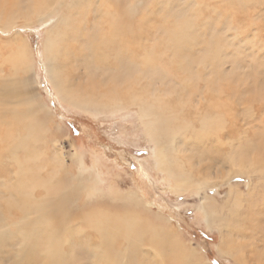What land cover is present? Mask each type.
<instances>
[{
    "label": "rangeland",
    "instance_id": "1",
    "mask_svg": "<svg viewBox=\"0 0 264 264\" xmlns=\"http://www.w3.org/2000/svg\"><path fill=\"white\" fill-rule=\"evenodd\" d=\"M69 1L71 0L67 2ZM89 1L84 5H88ZM131 1L137 6L131 17L133 26L143 28L144 23L140 20L145 16L146 19H158L162 26L153 36L149 32L152 36L150 40H118L120 57L124 58L129 49L132 51L130 70L123 62L117 69L118 97L120 102L128 99L123 103L126 107L120 112H109L97 104L95 108L100 114L91 115L71 105L94 100L106 102L105 97L111 96L108 82L98 81L99 77L92 69V55L80 56L86 48H95L99 44L97 35L101 30L98 23L87 36L63 40L64 36L61 37L62 41L57 40L61 41L59 45L65 41L70 48L78 50L77 55L67 58L68 61L64 64L70 69L71 63L72 73L83 75V78L73 80L70 84L60 78L66 94L64 96L58 93L51 76L47 75L49 67L43 65V42L47 33L58 23L62 7L51 13V20L26 25L18 22L10 30L0 28V64L22 44L27 47L35 68L29 80L30 86L26 89V96H36L39 100L38 107L48 113L42 126V134L33 138H30L22 127L25 122L11 125L8 118L1 119L5 126H0V189L15 194L16 188L7 182L15 173L21 178L38 172L44 163L40 160L41 156L46 160L62 158L64 163L70 165L71 172L76 173L77 166L72 164V159L73 156L80 155L83 156L85 166L89 167L88 177L100 174L101 200L107 202L120 193L131 195L146 204L151 209L149 217L160 215L168 225L171 237L180 249L190 254L192 262L200 264L201 260L202 264H245L238 263L239 259H236L235 255L247 256L246 250L240 246L241 242H245L242 234L246 230L243 223L246 209L254 203V193L264 196V181H253L258 168L262 170V174L264 168L263 144L262 147L255 144V133L264 126V0ZM173 1L177 2L174 10L182 14L178 19L184 17L186 20H195L197 26L195 29L192 27L194 37L185 44L184 55L168 64L174 57L176 47L173 46L174 40L161 39L171 33L178 22L176 16L170 13H165L171 15L169 18L161 20L163 13L160 10L166 5L174 4ZM152 12L159 13L150 16ZM89 21L91 19H88ZM74 22L75 17L65 26H72ZM104 25L106 29L107 25ZM60 35L63 36L62 33ZM5 42L19 45L5 48ZM64 53L60 51V55ZM142 77L148 82H163L178 92L176 99L185 101L209 98L210 87L218 91L226 89L230 94L228 105L211 107L213 112L224 116L225 126L232 128L229 133L224 129H218L216 132L223 138L224 145H215L212 138L209 144H198L195 143L198 137L193 142L182 131L175 134L176 145L181 147L182 143L184 144L179 154L184 161V167L193 171L190 182L181 192L174 191L176 181L157 169L154 144L149 139V134L145 133L138 116L140 104L131 99L141 93ZM182 83L188 87L185 88L186 91L183 89L185 94L179 92ZM181 95L184 98L180 97ZM246 98L250 99L251 104L256 102L255 105L260 107V113L257 112L251 118L241 116V106L238 105ZM171 99L174 100V96H169L165 101L172 104L174 102L170 101ZM257 101L262 102L258 104ZM155 103L159 104V101L156 100ZM228 109H232L231 116L228 115ZM193 122L196 124V120ZM244 124L252 125L249 137L246 136ZM189 147L192 150H189ZM27 154L34 158L33 162L26 160ZM235 161L245 168L252 167V172L248 173L249 175H236L233 171L238 172ZM49 175L50 173L47 177ZM85 182L89 183L86 180ZM35 185V182L26 184L22 189L29 190V196L32 197L42 190L40 187L34 188ZM78 189L77 185L71 188L75 193ZM79 196L81 199L77 197L69 204V208L82 205L84 195ZM237 198L241 199L239 208L236 209L233 205L231 209L232 202ZM123 200L129 201L125 198ZM206 203L207 212H202V206ZM118 204L120 205L119 200ZM259 204L264 206V199H259ZM219 205L226 207L220 210L217 207ZM3 206L4 204H1V207ZM229 208L231 219L235 221L234 229L228 230L222 227V222L220 224L208 220L211 212L227 213ZM83 210L81 213H84ZM12 215L16 216V219L11 217ZM17 215L15 209L5 214L8 220L5 219L4 223L10 224L12 232H16V228L23 221V218H17ZM34 215L27 214L29 218ZM87 233L93 242L98 241L93 231L87 229ZM86 234L77 236L74 242L77 249L66 254L63 264H91L85 255L86 244L81 238L87 237ZM233 251L237 253H232ZM120 254L124 256L125 252L121 251ZM9 263L17 264L13 259L7 264ZM119 263L124 264L125 259L122 258ZM249 263L254 264L252 260Z\"/></svg>",
    "mask_w": 264,
    "mask_h": 264
},
{
    "label": "bare ground",
    "instance_id": "2",
    "mask_svg": "<svg viewBox=\"0 0 264 264\" xmlns=\"http://www.w3.org/2000/svg\"><path fill=\"white\" fill-rule=\"evenodd\" d=\"M67 1L1 0L0 28L10 30L18 22L26 25L41 20H51L52 17L49 18L51 13L62 7L58 23L47 33L43 42V65L49 67L50 71L47 72V75L51 76V81L58 93L64 96L66 94L60 78L70 84L73 80L83 78V75L72 73L71 63H69L70 69L65 66L64 62L68 61L67 58L72 55L76 56L78 50L70 48L65 41L59 45L62 41L61 37L65 36L63 40H73L87 36L98 23V28L101 30L97 35V39L100 40L99 44L95 48H86L80 56L92 55V69L99 77L98 81L108 82L107 86L111 88V96L105 97L106 102L94 100L71 105L91 115L100 114V111L95 108L97 104L109 112H120L126 107L123 103H126L128 99L125 98V101L120 102V97H118L117 69L123 62L130 70L132 51L129 49L124 58L120 57L118 40H150L155 33L160 31L162 25L158 19L154 17L146 19L145 16L140 20L144 23L143 28L133 26L131 17L137 10V6L131 0H90L88 5H84L88 0ZM176 5L177 2L171 6L166 5L160 10L163 13L161 20H165L171 16L170 14H173L178 22L175 29L161 39L174 40L173 46L176 47L174 57L168 64L184 55L185 44L192 41L194 37L192 27L195 29L197 26L195 20H186L183 19V16L178 19V16L182 14L174 10ZM157 13L159 12H152L150 16ZM116 14L118 15L116 16ZM74 17V24L65 26ZM88 19L91 21L88 22ZM147 23L148 25H146ZM104 24L107 25L106 29ZM65 31L66 33H63ZM61 33L63 36L60 35ZM18 45V43L7 44L5 42L3 47ZM60 51H64V55H60ZM34 68L28 49L24 44L19 46L12 55L4 58L0 64V126H5L2 118H8L11 125L25 122L22 127L30 138L42 134V126L48 116L45 110L38 107L39 100L36 96H26V89L30 86L29 80ZM93 80L95 81V78ZM140 87L142 88L141 93L131 99L137 100L140 104L138 116L145 133L149 134V139L154 144L156 167L166 177L176 181L174 182V191L181 192L190 182V175L193 171L191 168L184 167V161L179 155L180 148L184 144L182 143L181 147H178L174 136L177 132L182 131L193 142L198 137V141L195 143L209 144L212 138L215 145H224L223 138L216 132L218 129H224L229 133L232 128L225 126L224 116L221 113L213 112L211 107L216 105L219 108L228 105L230 94L226 89L218 91L210 87L209 98L185 101L176 99L175 96L178 92L161 81L157 84L148 82L142 77ZM185 88L188 89L187 85L182 83L179 92L183 94ZM169 96H174V100H170L174 103L165 101ZM180 97L184 98L182 95ZM156 100L159 101V104L155 103ZM257 102L260 104L259 102L262 101ZM73 103L76 102L73 101ZM255 103L251 104L249 98L239 103L241 116L244 118L255 116L260 110V107H257ZM231 110L228 109L230 116ZM195 120L196 124L193 122ZM244 125L246 126V136L249 137L252 125ZM253 131L255 132V129ZM262 135H264V126L255 133V144L261 147L263 144L264 150V136L262 137ZM189 150H192L191 147ZM25 158L29 162L34 161V158L29 154ZM40 160L44 163L38 172L29 173L21 178H18L15 173L12 179L7 182L16 188L15 194L0 189V264H7L11 259L16 260L17 264H35L37 260L36 264H63L66 254L77 249L74 244L77 236L85 235L87 229L93 231L98 238L97 242H93L88 233L87 237H81L86 244L85 255L90 259L91 264H122L119 263L122 258L125 259L124 264H196L192 262L190 254L180 249L177 242L171 237L168 225L160 215L149 217L151 209L146 204H142L131 195H121L120 193L112 197L111 201L101 200L100 174L88 177L89 167L85 166L83 156H73V162H71L77 166L76 173L71 172L70 165L64 163L62 158L54 157L46 160L41 156ZM234 165L238 171L233 170L236 175H249L248 173L252 172V167L245 168L238 164V161H235ZM49 173L50 175L47 177ZM256 173L257 176L253 177V181L263 183L264 168L263 174L259 168ZM84 179L89 183H86ZM33 182L36 183L33 187H40L43 192L41 190L39 194L34 195L33 193L34 196L30 197L31 192L22 188ZM76 185L79 189L75 193L71 188ZM81 194L88 200L83 198L82 205L69 208L71 207L69 204L77 197L80 198ZM122 197L129 201L123 200ZM259 199H264V196L254 193V203L246 209L247 214L243 222L246 230L242 234L245 242H241L240 246L246 250L247 256L235 255L236 259H239L238 263L250 264L249 261L252 260L254 264H264V206L259 204ZM118 200L121 206L118 204ZM240 203L241 199H235L231 204V209L233 205L238 209ZM1 204L4 206L1 207ZM206 207L207 203L202 206V212H207ZM217 207L223 210L226 205ZM241 207L244 209L245 206L242 204ZM14 209L18 213L17 218H23L22 223L16 228V232L10 230V224L4 223L5 219L8 220L5 214L8 211L13 212ZM231 209L229 208L227 213L213 211L208 220L217 221L220 224L222 222L223 228L232 230L235 221L231 219ZM81 210L84 213H81ZM29 213L35 214L33 218L27 216ZM11 217L16 219V216L12 215ZM84 251L82 252L83 256ZM121 251L125 252L124 256L120 254ZM190 252L194 254L192 250ZM232 253H237V251ZM200 264H202L201 260Z\"/></svg>",
    "mask_w": 264,
    "mask_h": 264
}]
</instances>
